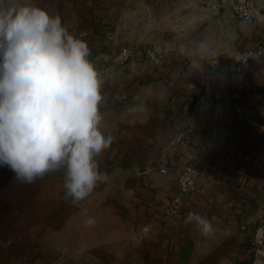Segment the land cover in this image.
<instances>
[{
    "label": "crops",
    "instance_id": "0c3cea01",
    "mask_svg": "<svg viewBox=\"0 0 264 264\" xmlns=\"http://www.w3.org/2000/svg\"><path fill=\"white\" fill-rule=\"evenodd\" d=\"M235 1L30 0L87 43L102 79L101 130L113 142L97 157L101 180L78 204L65 196L63 169L26 184L0 167V264L82 244L119 253L133 244L142 264H264L252 249L264 220V57L257 73L204 83L229 51L264 43V14L207 28ZM151 43L167 47L161 66L104 72L115 46ZM188 162L200 169L198 188L171 219L163 204ZM189 212L211 220L212 232L186 223Z\"/></svg>",
    "mask_w": 264,
    "mask_h": 264
},
{
    "label": "clouds",
    "instance_id": "9594fccd",
    "mask_svg": "<svg viewBox=\"0 0 264 264\" xmlns=\"http://www.w3.org/2000/svg\"><path fill=\"white\" fill-rule=\"evenodd\" d=\"M89 56L59 15L30 0H0V167L26 184L63 169L73 204L101 180L97 157L113 142L101 130L102 79ZM185 222L213 230L195 212Z\"/></svg>",
    "mask_w": 264,
    "mask_h": 264
},
{
    "label": "built area",
    "instance_id": "2783aa9c",
    "mask_svg": "<svg viewBox=\"0 0 264 264\" xmlns=\"http://www.w3.org/2000/svg\"><path fill=\"white\" fill-rule=\"evenodd\" d=\"M239 19L253 24L264 14V0H236L231 6ZM167 47L161 43L146 45H117L111 51V59L104 72L119 69H134L138 63L148 62L153 67L162 65ZM264 57V43L248 49H233L228 53L225 67L212 65L204 83L218 86L228 81L231 75L242 72H258V63ZM200 169L188 162L176 170L177 191L163 204L166 216L175 219L182 213V201L198 188ZM252 249L256 254L264 251V224L258 225L252 238Z\"/></svg>",
    "mask_w": 264,
    "mask_h": 264
},
{
    "label": "rangeland",
    "instance_id": "374dc122",
    "mask_svg": "<svg viewBox=\"0 0 264 264\" xmlns=\"http://www.w3.org/2000/svg\"><path fill=\"white\" fill-rule=\"evenodd\" d=\"M264 224V220L260 222ZM259 224V225H260ZM84 244L78 251L71 248L64 252L39 249L33 251V264H142L143 255L138 253L136 246L119 253L121 247L117 245H102L100 247L85 249ZM42 250V252H41ZM118 251V253H116ZM264 255V251L259 253Z\"/></svg>",
    "mask_w": 264,
    "mask_h": 264
},
{
    "label": "water",
    "instance_id": "95a60500",
    "mask_svg": "<svg viewBox=\"0 0 264 264\" xmlns=\"http://www.w3.org/2000/svg\"><path fill=\"white\" fill-rule=\"evenodd\" d=\"M238 16L233 11L231 7H226L223 9L220 16L214 18L207 26L208 27H216L217 25H222L223 23H227L232 29L235 28L238 22Z\"/></svg>",
    "mask_w": 264,
    "mask_h": 264
}]
</instances>
